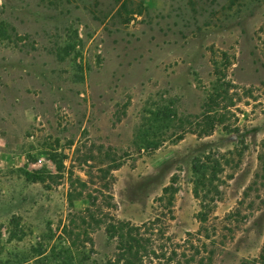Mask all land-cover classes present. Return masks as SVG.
Segmentation results:
<instances>
[{"label":"rangeland","instance_id":"1","mask_svg":"<svg viewBox=\"0 0 264 264\" xmlns=\"http://www.w3.org/2000/svg\"><path fill=\"white\" fill-rule=\"evenodd\" d=\"M221 83L230 106L199 136L194 123ZM157 112L172 126L157 150H138L137 131ZM234 149L241 161L213 212L217 264L254 258L264 242V189L245 222L224 219L264 152V0H0V264L109 263L115 243L102 227L81 248L62 234L88 193L106 203L107 153L122 161L116 219H151L176 176L168 235L179 243L198 229L193 158Z\"/></svg>","mask_w":264,"mask_h":264},{"label":"trees","instance_id":"2","mask_svg":"<svg viewBox=\"0 0 264 264\" xmlns=\"http://www.w3.org/2000/svg\"><path fill=\"white\" fill-rule=\"evenodd\" d=\"M229 86V83H221L208 95L203 112L198 117V127L194 123V132L197 135L207 136L214 130L217 122H223L224 112H227L231 103L228 97ZM221 112L223 114H220ZM152 116V121L145 119L137 131L135 140L138 150L149 153L157 150L164 141L161 130L172 126L169 115L158 113ZM177 138L180 139L181 135ZM241 157L242 151L234 149L226 152L208 151L193 158L191 183L192 194L199 202V210L194 215L198 229L194 233L187 232L186 237L178 243L168 235V224L174 220V201L178 192L176 176L171 177L170 183L155 199L157 207L151 219L139 225L119 220L110 213V209L113 208V204L110 203L112 200L110 188L114 180L112 172L121 166L122 161L120 157L115 158L107 153L106 163L98 169L103 178H109V181L100 188V193L107 199L106 203L97 204L96 198L88 193L85 198L86 207L83 211L70 215L68 224L62 231L63 237L70 248H81L87 243L92 245L89 234L102 227L107 237L115 243V252L108 264H217L215 236L218 225L213 221L216 220L213 212L222 196V187L233 178ZM257 160L258 168L253 180L244 189L235 208L225 216L226 221L243 223L254 211L256 201L251 198L252 194L258 195L259 191L264 189V152L258 154ZM227 169H230L231 173H226ZM36 174L25 173V176L34 182L42 181V177H37ZM69 178L72 180V172L69 173ZM74 181L82 188L87 187L79 178H75ZM104 191L108 194L103 193ZM68 199L72 205V191L68 193ZM239 264H264V242L256 257L243 259Z\"/></svg>","mask_w":264,"mask_h":264}]
</instances>
